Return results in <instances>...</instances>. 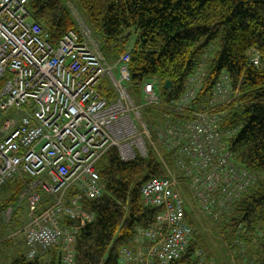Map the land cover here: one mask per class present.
<instances>
[{"label":"built area","instance_id":"built-area-1","mask_svg":"<svg viewBox=\"0 0 264 264\" xmlns=\"http://www.w3.org/2000/svg\"><path fill=\"white\" fill-rule=\"evenodd\" d=\"M29 1L0 0V187L19 173L32 177L18 201L27 206L26 222L18 231L27 257L58 246L62 264H74L80 223L94 218L83 200L106 190L97 160L110 147L123 160L144 156L153 134L173 152L175 165L190 173L196 206L215 218L228 210L231 197L242 193L254 175L236 168L224 151L217 128L224 112L196 103L202 68L188 78L177 99L163 101L156 80L150 79L143 84L141 101L135 102L127 89L131 46L109 63L100 40L78 17V29H69L53 46L31 19ZM251 61L258 65V56ZM105 77L113 86L110 96L100 94ZM229 84L222 73L208 107L229 98ZM150 105L164 108L153 124L142 114ZM178 183L172 176L149 178L141 185L143 203L160 210L121 247L120 264H168L185 252L193 230ZM6 210L0 216L8 221L13 207ZM200 254L196 249L192 256L203 264Z\"/></svg>","mask_w":264,"mask_h":264},{"label":"trees","instance_id":"trees-1","mask_svg":"<svg viewBox=\"0 0 264 264\" xmlns=\"http://www.w3.org/2000/svg\"><path fill=\"white\" fill-rule=\"evenodd\" d=\"M78 2L109 61L113 62L131 46L127 89L135 102L141 101L143 84L150 79L156 80V89L163 101L177 99L185 91L188 78L204 63L203 57L212 51L209 65L203 68L196 103L210 112H224L217 124L219 140L235 167L251 173L254 179L249 180V185L237 197H231L230 213L220 222L211 221L210 225L225 242L240 234L239 226L254 232L260 230L259 243L252 256L253 264H264V0ZM27 6L31 19L48 33L53 46L69 29H78L65 0H30ZM253 55L258 56V65L252 63ZM222 73L229 78L230 96L224 103L210 108L213 88ZM166 79L172 83L169 88L163 85ZM99 89L101 95L113 93L107 77ZM163 109L157 105L145 106L142 114L153 124L162 116ZM173 157L171 150L161 146L157 152L148 145L146 155L138 154L130 160H123L115 147L106 150L96 162L106 190L99 197L83 200L84 208L92 211L94 218L80 223L74 241V264H120L121 247L131 242L137 227L149 226L160 210L143 203L141 185L149 178L172 176L179 181L176 189L186 207V220L192 227L193 238L182 256L168 264H199L201 258L192 256L198 248L200 256L205 257L203 264H220L216 250L208 254L210 245L190 211V203L197 202L191 175L176 166ZM31 179L19 173L0 187V212L13 207L9 221V230L13 232L26 222L27 206L18 201ZM242 236L247 241L251 238V234ZM0 239L1 244H13L11 237ZM17 248L8 264H62L58 246L33 258L27 257L25 246ZM214 253L216 262L211 260Z\"/></svg>","mask_w":264,"mask_h":264},{"label":"rangeland","instance_id":"rangeland-1","mask_svg":"<svg viewBox=\"0 0 264 264\" xmlns=\"http://www.w3.org/2000/svg\"><path fill=\"white\" fill-rule=\"evenodd\" d=\"M66 5L68 6L69 10L72 13V16L74 17L77 25L78 21L76 17L80 18V21L83 22L84 24H87L86 22V14L84 11L81 9L78 0H65ZM132 40L129 42V45H131ZM102 52L104 53V50L102 49ZM212 51L208 52V56L203 57L204 63L199 64L198 68H204L205 65H209V58L212 56ZM105 58L109 63H113L109 61L107 58L106 54L104 53ZM255 56V55H253ZM204 72V71H202ZM224 103V102H223ZM222 104V103H220ZM218 104V105H220ZM161 115L157 118L161 120ZM154 135V134H153ZM151 145L157 152H159V143L156 139L153 137L150 138ZM170 172L174 174L171 170ZM190 211H192L194 215V219L196 220L197 224L199 225L198 230L204 233L205 238L207 239L206 241L210 245V249L208 250V254H210L211 251L216 250L215 252L217 253V256L219 257V262L220 264H253L254 263V258L252 256V253L254 252V249H256V245H258V236L261 234V231L258 230L254 232V230H249L246 229L243 226H239L238 229L241 231L240 234H236L233 236V238L230 241L223 240L221 238V235L217 232V230L213 229L211 227L210 223L212 222H220L221 220L224 219V217L230 213V210H226L227 213L224 215H218L219 218H213L202 212L196 204H191L190 203ZM11 207V206H8ZM8 207L4 208L1 212L0 215H2V212L6 210ZM7 211V210H6ZM225 211V210H224ZM223 211V212H224ZM12 213L9 214L8 218H6L8 221H5L2 219V216H0V237L5 236V238L11 237L13 244L12 245H4L1 244L0 242V264H8L12 256L14 255L15 249H18L17 247H23L24 246V237L23 234L20 232H13L12 230H9L10 228V219L12 216ZM26 217L28 216V213H26ZM221 216V217H220ZM9 225V227H8ZM251 234V238L249 241H247L246 238L242 236V234ZM256 235V238H253ZM1 240V239H0ZM231 245V248L228 246ZM199 249V248H198ZM213 255V260L216 262L217 256L214 254ZM9 256V259H3V257ZM252 256V257H251Z\"/></svg>","mask_w":264,"mask_h":264},{"label":"water","instance_id":"water-1","mask_svg":"<svg viewBox=\"0 0 264 264\" xmlns=\"http://www.w3.org/2000/svg\"><path fill=\"white\" fill-rule=\"evenodd\" d=\"M163 85H164L165 88H169L172 85V83H171V81L169 79H166L164 81Z\"/></svg>","mask_w":264,"mask_h":264},{"label":"crops","instance_id":"crops-1","mask_svg":"<svg viewBox=\"0 0 264 264\" xmlns=\"http://www.w3.org/2000/svg\"><path fill=\"white\" fill-rule=\"evenodd\" d=\"M24 246H25V242H24ZM17 250L15 249V251L14 252H16Z\"/></svg>","mask_w":264,"mask_h":264}]
</instances>
